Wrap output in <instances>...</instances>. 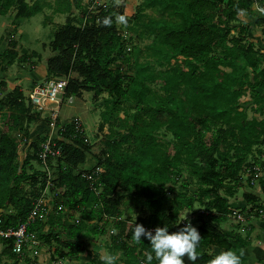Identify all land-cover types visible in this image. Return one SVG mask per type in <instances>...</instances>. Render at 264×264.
<instances>
[{"label": "trees", "instance_id": "trees-1", "mask_svg": "<svg viewBox=\"0 0 264 264\" xmlns=\"http://www.w3.org/2000/svg\"><path fill=\"white\" fill-rule=\"evenodd\" d=\"M140 1L130 18L122 10L113 11L110 5L106 11L85 20L84 25L89 4H83L82 0L54 2V12L68 13L73 7L79 14L77 21L66 20L52 33L49 47L54 55L46 63L49 80L67 78L66 97H81L84 92L92 93L96 100L107 93L117 103L126 101L142 109L132 124L125 127V133L118 135L114 149L90 170L76 171L85 164L89 150L82 133L75 132L73 121L61 126L57 135L60 139L54 143L61 148L62 155L57 161L48 162L54 177L51 190L55 187L57 192L55 208L45 222L37 221L30 231L48 245L56 243L54 255L58 259H75L84 253L83 242L58 236L59 229H67L57 210L61 205L71 216L80 214L77 224L112 221L117 232L113 249L124 256L125 264H147L150 241L142 237L143 243H137L132 238L131 217L138 215L135 219L138 224L167 226L170 233L176 232L184 226L179 221L180 212L192 211L197 203L204 208L203 213L194 212L195 227L202 238L198 258L194 262L186 256L184 259L185 264H208L214 257L209 253L213 248L223 251L237 248L230 233L221 232L214 224L222 223L233 212L227 207L226 198H232L243 188L241 174L255 165L248 162L253 149L258 148L256 152L264 158V152L259 150L264 146V67H261L264 56L256 53L245 31L228 40L229 24L236 21L237 15L251 10L255 2L264 9V0H228L225 7L216 10L215 25L219 30L210 28L207 14L215 8L216 1L222 0ZM45 4L46 0H36L31 5L25 0H0V16L14 9L15 20L30 19L42 12ZM148 9L151 14L145 13ZM118 20L139 38L150 39V43L143 49L134 45L126 49L124 35L117 28ZM255 25L263 26L264 20L256 19ZM16 47L13 42L5 52L9 63L17 58ZM246 93L250 98L248 105L259 114L260 120L247 118L240 108V98ZM31 110L39 112L20 87L8 91L7 81L1 79L0 228L3 230L16 229L24 223L32 202L46 188V176L36 156L46 137L40 141L36 137L29 143L30 153L19 171L15 163L18 146L12 133L23 132L24 122H32L28 115ZM161 129L173 137V143L156 138ZM112 135L110 129L109 137ZM124 144L132 152L123 158L119 148ZM32 161L39 169L33 170ZM95 167L100 172L91 182L87 177L93 175ZM181 167L190 168L188 173L196 178L197 190L170 200L168 196L174 194L171 187L180 177ZM25 181L38 186L30 197L20 195ZM260 184L264 191V183ZM187 186L184 182L183 187ZM131 192L134 199L118 195ZM242 196L247 204L259 208L254 195L244 192ZM146 213L147 219L142 218ZM46 227L50 232L43 235L41 231ZM93 230L98 233L100 227ZM13 241L0 239V255L16 264ZM151 264H157L155 259Z\"/></svg>", "mask_w": 264, "mask_h": 264}, {"label": "rangeland", "instance_id": "rangeland-1", "mask_svg": "<svg viewBox=\"0 0 264 264\" xmlns=\"http://www.w3.org/2000/svg\"><path fill=\"white\" fill-rule=\"evenodd\" d=\"M32 1L31 3H33ZM129 1L118 0L115 4H113L114 2H111L110 5L113 11L116 12L122 10V13L125 16L130 17L135 14L136 7L141 1ZM227 1L228 0L216 1L215 8L208 12L207 15L210 19L209 23L211 29H220L215 25L216 10L218 8L225 7ZM51 2L54 4L53 0H51ZM125 4H127V6ZM14 12L15 10L12 9L4 16H0V77L4 71L5 73L3 80L7 81L8 91H12L16 87L14 85H16L17 78L12 80L16 75H18L19 78H26L27 75H23L22 73H27L28 70H32V66H39L42 61L45 60L47 57L46 54H48L47 50H45V47L50 46V42L53 37L52 33L62 26L66 20L77 21L79 14L77 10L72 9V12L69 13V15H63V19L59 20L58 18V20H55L53 18H48L49 16L45 15L44 8L42 12L30 19L17 21L14 19ZM145 13L151 14L152 11L148 9L145 11ZM257 16L258 12L255 10L254 6L251 10L240 12L237 15L236 21L229 24L231 31L229 33L228 40H230V38L237 37L239 32L244 33L245 31L249 39H253V41L264 42L263 38H261L262 36L260 35V28L262 29L263 27L260 25H255ZM117 28L120 29L124 35V47L126 49H129L130 45L138 46L140 49H143L151 41L150 39L139 38L137 34H133L128 29H126L119 20L117 21ZM248 33H250L251 36ZM13 42H15L17 45L15 50L17 58L12 63H9L10 59L7 55H5V52L8 50L9 44ZM253 44L256 53L262 54L260 49L264 51V48H260V46L264 47V45H259L258 43L257 46L260 49H257L255 47V43ZM49 51L52 52L50 47ZM31 53H36L37 56ZM262 55L264 56V54ZM24 57L26 58L25 61H23ZM41 58H43L42 61ZM262 60L263 63H261V67H264V58H262ZM71 77L76 78V75L71 74ZM27 85L28 79L27 83L24 84L23 82L20 84V88H23L22 93L26 97L30 92V89L26 87ZM150 88L155 94H159L157 88L152 86ZM93 97L94 96L92 93L83 92L81 93V97H73L71 103L66 100L63 101L58 106L59 110L56 117V121L59 126L62 125L65 127L70 125L69 123H71V121L78 122L82 125V135L85 138V143L89 148L88 152L86 153V163L79 167L80 169L84 170L92 169L99 160H103L105 157H107L106 153H109L112 149H114L115 141H117L118 135L125 133V127L132 124L134 116L141 112L142 109L141 106H137L136 104H131L126 101L117 103V101L110 97L107 93L99 95L96 100ZM249 99V93H246L243 97H241L240 108L244 109L247 118L251 119L254 117V110L253 107L248 105L250 103ZM56 107L57 106L54 105L47 106L48 109H52L53 111L56 109ZM28 115L31 117L32 122H24L25 130L23 132L12 133V136L14 137L18 146V155L15 160V163L18 166V171L20 170L22 162L25 159L27 153H30L31 150L29 149L27 137L28 139L31 138L33 140V135L36 133L37 134L35 137H37L39 141L44 137H47L45 135L44 127L45 125L48 127V121H51V114L49 111L40 113L31 110ZM107 119L113 123L112 127H110V124L106 122ZM110 129L113 131V135L111 137H109ZM25 132L28 133L27 137L25 136ZM156 138L169 143H173L174 141L173 137L164 129H161L158 133H156ZM127 148L128 145L126 144L119 148V154L121 157L125 156L127 153H130L131 150H127ZM256 149L258 148H254L253 151H256ZM261 152H264V146L261 147ZM30 163L33 170L39 169L38 165L34 161ZM56 167L57 165L54 164L52 169L55 171ZM26 170L28 174L31 173L29 168H26ZM188 171H191L188 167L180 168V177L178 178L176 184L171 187V189L174 191V194L168 196L170 200L181 194L186 193L188 195H192L196 192V178L190 177ZM184 182L188 183L186 188L183 187ZM37 187L38 186H32L31 183L25 181L22 183V193L20 195L30 197V195L36 191ZM241 192L239 191V194H241ZM118 195H127L132 199L135 197L133 192L129 194L118 193ZM48 197L53 200V203L50 206L52 214L53 208H55V198H57L55 187H53L52 190L50 189V194L47 195V198ZM203 209V207L197 203H194L192 211L183 209L180 212L179 221L182 222V217L197 220V215L194 214V212L201 211ZM7 210H9V208ZM60 212V217L65 221L67 229L65 231H62V229L58 230L59 238H66L71 241L77 239L79 242H83L85 252L75 259L61 260L54 255V250L57 247L56 243L52 242L50 245H48L45 242V239L39 240L37 237V239L40 241L38 247L35 249L26 247L23 255L16 259V264H105L103 258L109 255L116 256L115 264H125L124 256L120 252L113 249V244L117 239V232L114 229V223L112 221L109 220L105 224H97L96 222L87 223L88 225L82 222L81 224H77L76 221L81 219L80 214L76 213L71 216V214L68 213L67 209L64 207ZM137 217L138 215H134L131 218L135 220ZM141 217L147 219L148 213L141 215ZM228 219L234 223H237V221L232 217H228ZM240 223L241 222H238V224ZM96 226L100 227L98 233H95L93 230V228ZM41 232L43 235H46L50 231L49 228L46 227ZM209 253L213 256L216 255L214 250H211ZM0 264H13V262L0 255Z\"/></svg>", "mask_w": 264, "mask_h": 264}, {"label": "built area", "instance_id": "built-area-1", "mask_svg": "<svg viewBox=\"0 0 264 264\" xmlns=\"http://www.w3.org/2000/svg\"><path fill=\"white\" fill-rule=\"evenodd\" d=\"M87 13L83 20V25L85 24V20H88L92 15L98 14L100 11H106L107 8L110 6V1L108 0H93L91 3L86 1ZM255 10L259 14H264V9L260 8L258 4L255 2L254 4ZM68 84L67 78H53L47 80L44 83L36 84L35 86L31 87L29 94L27 95V100L30 102L32 107L39 112L49 111L51 121H49V127L55 128L57 124V113H58V106L63 101H68L71 103L73 97H66L65 96V88ZM54 105L57 106L56 109L53 111L52 109H48L47 106ZM75 132L82 133V125L78 122H73ZM61 126L58 128V130ZM57 129V128H56ZM55 139L47 137L44 141H42L39 145V150L36 153L38 160L41 162L42 171L45 173V180H46V188L41 193V195L32 202V207L30 213L26 219V221L20 224L16 229L9 228L3 230L0 228V239H13L12 245V253L17 257H21L24 253L26 247L28 248H36L40 244V241L37 239V235L35 232L30 231L31 226H33L37 221L45 222L49 215L51 214V204L53 200H49L47 195L50 194V189L52 187V180L54 179L52 170L50 168V161H57L62 153L61 148L56 147L54 143ZM100 172L99 167H95L93 171V175L88 176L89 181H94V176ZM246 174L253 182L262 181L264 183V165H253L251 168L246 170ZM51 201V203H50ZM62 206H57V210L60 212L62 211ZM242 211V212H241ZM199 213H203V211H199ZM254 216L264 217V210L257 208L256 206L249 205L244 209L234 210L228 217H232L237 222H246L248 219H251ZM136 221L133 220L132 228ZM137 223V222H136ZM182 224H186V222H181ZM138 224V223H137ZM143 225V224H142ZM146 229L154 230L157 227H149L143 225ZM143 237V236H142ZM145 238V237H144ZM2 244H0V248ZM37 264V263H34Z\"/></svg>", "mask_w": 264, "mask_h": 264}, {"label": "crops", "instance_id": "crops-1", "mask_svg": "<svg viewBox=\"0 0 264 264\" xmlns=\"http://www.w3.org/2000/svg\"><path fill=\"white\" fill-rule=\"evenodd\" d=\"M31 1L32 0H25V2L29 5L32 4ZM34 1H36V0H33L32 2H34ZM53 1L55 2V0H53ZM82 1H83L82 3L84 4V3H86L87 0H82ZM108 1H110V3L114 2L113 4H115L118 0H108ZM125 5L127 6V4H125ZM72 9H74V8L72 7L71 10L66 14L54 12L53 2H51V0H46L45 15L49 16L48 18H51V19L53 18L55 20H58V18H59V20H60V19H63V15H67V14L69 15V13L72 12ZM130 17H132V16H130ZM130 17H127V18H130ZM256 19H261V20L263 19L264 20V14L258 13V16L256 17ZM262 27L264 28V25ZM262 29L260 28V35L262 36L261 38H263V40H264V35L262 34ZM248 34L250 35V33H248ZM252 42L255 43V47L257 49L264 48L263 46H260V48L257 46L258 43H259V45L260 44L264 45V42L253 41V39H252ZM45 50H47V52H48V54H46L48 58L46 57L45 60H43V58H41V61L42 60L43 61L39 66H35V67L32 66V70H28L27 73H22L23 75H27L26 78H24V77L19 78L18 75H16L12 79V80H14L17 78L16 79V85H14V86L20 87V84H22L23 82H24V84L27 83V79H28V85L26 87L28 89H31V87L35 86L36 84H41V83H44L47 80H49V78L47 77V73H46V63H47V60L54 55V53L50 52L49 47H47V46L45 47ZM260 52L262 54H264V51L261 49H260ZM4 73L5 72L3 71V74L0 77V80L4 78L3 77ZM19 76H21V75H19ZM258 91L261 92V90H258ZM255 116H257L256 118L258 120L261 119L259 114L256 112H254V117ZM44 130H45V135L47 137H50V138L55 139V140L60 139L57 136L58 135V128L56 129V127H55L52 129L49 126L47 127V125H45ZM36 134L33 135V140L36 138L35 137ZM33 140L31 138L30 139L27 138L28 143H31ZM259 150H261V148ZM254 152L256 155L254 154ZM248 159H249V161H248L249 163H253L255 165L264 164V158H262V156L259 155L258 151L257 152L253 151L252 154L248 156ZM79 167L76 170L77 172L84 171V169H80ZM241 177H242V181H243V188L240 190V192L241 191L242 192H241V194H239V191H238L232 198H226L227 207H229V209L234 211V210H240V209H243V208L249 206V204H247L244 201L243 196H242V194L244 192H246V193L254 195L257 198V201H258L257 204H259L258 205L259 208L261 210H264V191L262 190V186H261L262 184H260V181L253 182L250 179V177L247 176L246 173L241 174ZM48 199L51 200V198H49V197H48ZM189 221L191 222V224L194 227L197 226V222L195 220H193L191 218H186V217L183 218L182 217V222L187 223ZM214 225L221 232L230 233V235L233 238V243H235L237 245V248L235 249V251L238 254H242V257H241V259L243 260L242 264H264V217L254 216L251 219H248L246 222H241L240 224H238V222L234 223L233 221H231L227 218L222 223L214 224ZM212 250H214V252H216L215 254H218L219 252L223 251V250H220L217 248H213Z\"/></svg>", "mask_w": 264, "mask_h": 264}, {"label": "clouds", "instance_id": "clouds-1", "mask_svg": "<svg viewBox=\"0 0 264 264\" xmlns=\"http://www.w3.org/2000/svg\"><path fill=\"white\" fill-rule=\"evenodd\" d=\"M142 236L150 241L147 264H151L153 259L157 264H185V256L192 262L198 258V247L202 238L190 221L178 231L171 233L167 226L157 227L153 232L135 222L132 238L137 243H143ZM241 257L242 254H238L235 250H224L211 258L208 264H241ZM103 259L105 264H115L116 256L109 255Z\"/></svg>", "mask_w": 264, "mask_h": 264}]
</instances>
